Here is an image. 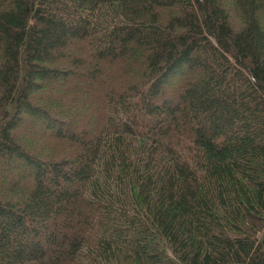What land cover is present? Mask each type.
<instances>
[{"label":"trees","instance_id":"obj_1","mask_svg":"<svg viewBox=\"0 0 264 264\" xmlns=\"http://www.w3.org/2000/svg\"><path fill=\"white\" fill-rule=\"evenodd\" d=\"M0 264H264V0H0Z\"/></svg>","mask_w":264,"mask_h":264},{"label":"rangeland","instance_id":"obj_2","mask_svg":"<svg viewBox=\"0 0 264 264\" xmlns=\"http://www.w3.org/2000/svg\"><path fill=\"white\" fill-rule=\"evenodd\" d=\"M57 98L61 99L60 95H59ZM57 98H56V99H57ZM41 104L44 105V106H46V105L43 104V103H41ZM46 107H47V106H46ZM32 137H35V136H32Z\"/></svg>","mask_w":264,"mask_h":264}]
</instances>
